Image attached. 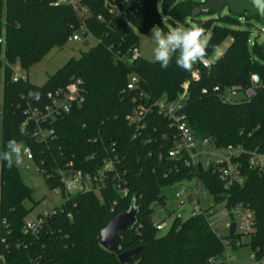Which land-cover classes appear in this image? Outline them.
I'll return each instance as SVG.
<instances>
[{
	"label": "trees",
	"instance_id": "trees-1",
	"mask_svg": "<svg viewBox=\"0 0 264 264\" xmlns=\"http://www.w3.org/2000/svg\"><path fill=\"white\" fill-rule=\"evenodd\" d=\"M53 1L0 0V26L5 37L0 49V94L4 79L2 132L0 128L3 150L10 139L29 146L32 160L50 189L62 187L58 167L72 162L74 168L96 172L106 157L117 155V171L129 192H119L115 172H109L99 193L83 189L65 197L52 208L37 233H25L31 210L25 200L32 198L34 190L24 182L17 166L9 169L1 161L0 264H214L210 259L222 254L225 245L203 215L186 219L177 215L165 233L154 226V205L166 204L162 188L194 176L210 193L226 197L229 205L242 202L256 211L257 232L248 237L247 244L262 256L264 172L250 168L244 159L245 183L226 190L211 168L191 170L169 157L174 130L158 111L148 113L146 126L139 130L127 120L138 103L149 104L164 96L175 99L183 90L182 84L190 80L185 112L196 138H208L220 147L242 145L247 150H263L264 45L250 43L251 32L240 25L241 19L247 17L234 15L229 9L195 14L207 0H162L161 5L159 0H141L140 9L128 20L111 11L112 4L120 5L123 0H79L88 9L86 15H80L71 4L52 5ZM160 10L173 27L190 19L206 29V57L226 38L231 37V43L209 67L197 63L190 72L178 67L175 57L167 69L142 56L130 63L127 57L138 47L141 33L156 25L170 30L163 23ZM202 17L208 18L204 21ZM82 27L98 39L97 44L79 58L67 61L43 85H35L28 78L12 79L15 64L28 70L54 47H63ZM196 69L200 71L199 79L192 76ZM132 74L139 76L138 87L124 91ZM252 74H257L260 82L256 94L248 100L224 103L213 93H202L203 88L211 90L216 85L247 87ZM75 80H81L82 104L50 123L54 137L39 140L34 125L25 123L27 100L34 106H44L50 100V92L66 88ZM30 91L39 92L40 100L30 98ZM138 92H143L141 98ZM135 96L139 100L135 101ZM21 123L26 125V136L19 133ZM135 196L136 204L141 206L135 227L117 232L118 250L105 249L100 244L101 230L120 212L128 210ZM136 247L141 249L132 260L120 262L121 252Z\"/></svg>",
	"mask_w": 264,
	"mask_h": 264
},
{
	"label": "built area",
	"instance_id": "built-area-1",
	"mask_svg": "<svg viewBox=\"0 0 264 264\" xmlns=\"http://www.w3.org/2000/svg\"><path fill=\"white\" fill-rule=\"evenodd\" d=\"M61 3L71 4L80 15H86L88 9L81 6L79 0H55L51 4L59 5ZM141 6V0H123L120 5L112 4L111 11L119 18L128 20L130 16L135 15ZM78 32L71 36L72 40H79ZM5 37L2 35V28L0 26V49L4 47ZM141 55L138 47L132 49L131 54L127 57V61L132 63ZM204 66L209 67L210 61L207 59L203 62ZM193 78H200V71L196 69L193 72ZM12 79L14 81L20 79H27L25 73H13ZM140 79L136 74H132L126 84L124 91H130L138 87ZM251 83L247 87L242 85H231L222 88L219 85L214 86L211 90L203 88V94L213 93L218 96L224 103H235L250 99L256 94L257 86L260 82L257 74L251 75ZM190 80H186L182 84L183 90L175 99L161 97L149 104L138 103L133 111L127 115L129 124L135 125L137 129L144 128V119L148 113L153 110L158 111L165 117L169 123V127L174 130L170 138L171 148L168 151L170 158L183 162L191 170L199 171L198 165L201 163L203 171L211 168L216 173L219 179L223 182L224 188L230 189L233 186H242L245 183V176L242 173L244 166V159L250 168L259 172H264V149L263 150H247L242 145H228L220 147L208 138L199 139L194 136L188 123L185 107L189 98ZM139 97L143 96V92H138ZM241 93L242 97L236 96ZM50 100L44 106H34L31 100H27L25 113L27 119L25 123L31 122L34 125V134L39 140L46 141L50 137L55 136L54 128L50 123L58 116L69 112L73 107H79L83 100V88L81 80H75L66 88H60L48 94ZM134 100H139L134 97ZM134 136H137L136 134ZM164 137L168 138L167 133ZM27 158L33 159V153L29 146ZM119 158L117 155H109L103 161V164L96 172L84 171L82 169L74 168L73 163H67L64 168L58 167L57 173L60 176L62 187L59 186L67 198L69 195L86 189L95 190L99 193L100 186L104 184V179L107 173L115 172V186L123 195H127L129 190L125 185V181L117 171V164ZM39 171V168H38ZM40 172V171H39ZM195 181L194 185L190 187L182 186L176 193L177 198L181 199V205L189 203L192 205L190 216L203 215L208 223L209 228L222 239L225 250L222 254L212 257L210 262L214 264H264V254L262 256L253 250L252 258L254 263H247L246 261H238L234 263L232 257L229 255V247H238L241 245V237H251L257 232V214L256 211L248 204L237 203L233 205L228 204V199L220 198L209 192V190L202 185V189L197 186V181L200 180L197 176L192 179ZM203 184V183H202ZM75 190V192H72ZM211 198L212 201L208 202ZM113 210V209H112ZM53 210H48L39 214L34 220L28 221L24 225L25 233H37L44 224V221ZM236 223V229L232 242H230V227L232 223ZM154 226L157 230H163L168 226L166 219L154 221ZM235 241V242H234ZM233 243H235L233 245Z\"/></svg>",
	"mask_w": 264,
	"mask_h": 264
},
{
	"label": "rangeland",
	"instance_id": "rangeland-1",
	"mask_svg": "<svg viewBox=\"0 0 264 264\" xmlns=\"http://www.w3.org/2000/svg\"><path fill=\"white\" fill-rule=\"evenodd\" d=\"M161 1L159 0V5H161ZM228 8H225L224 11H227ZM160 14L162 17V21L164 24L168 25L169 29L174 28L167 21L164 13L160 10ZM4 15V14H3ZM215 17V16H213ZM4 18V16H2ZM208 17H202V20H206ZM188 23H181L182 26H190L197 25L192 20L188 19ZM1 25V24H0ZM240 25L248 29L251 32L250 43L258 42L260 44H264V24H262L256 17L252 19L243 18L241 19ZM164 32H167L162 25H156ZM83 31L85 28H81L78 31V35L80 36L79 40L70 39L63 47H54L42 60L31 66L28 70H24L17 63L13 66V73L27 75L28 80L35 85H43L48 77L54 74L59 68H61L67 61L71 58H79L82 52L87 51L91 47L97 44L98 39L92 35L88 34V36H83ZM2 35L4 36V29H2ZM209 38V33L207 34ZM231 37L226 38L220 46L216 49V51L206 59L210 62H214L217 60L228 48L231 43ZM154 42L151 39V29L141 33L139 35V44L138 50L139 54L148 60H154L153 56V48ZM204 65V64H203ZM3 86L4 79L2 77L1 80V94H0V128L2 132V109H3ZM237 98H241L242 94L239 93ZM1 132H0V151H3V144L1 140ZM25 147V143L21 142ZM1 162V161H0ZM30 166V169L27 170V166ZM20 174L24 180V182L29 185L33 190V196L30 199L25 200V206L30 208V213L27 215L26 220L32 221L39 214L44 213L48 210H51L54 206L60 205L65 200V195L62 190L58 187L50 189L46 183L45 177L42 173L38 171L37 163L27 158V154L25 155L24 162L22 165L18 166ZM195 181L183 180L180 182H176L172 185H168L162 188L163 194L166 196V204H156L153 207V219L154 221L164 220L168 221V226L161 230V233H165L170 225L172 224L173 218L177 215L181 216L183 219H186L191 214L192 205L189 203L181 205V199L177 198L176 193L181 189L182 186L190 187L194 185ZM202 182L200 180L197 181V186L199 189H202ZM75 192V190H72ZM212 199L209 198L208 202H211ZM248 238L241 237L240 243L238 247H229V255L232 257L234 263L238 261H246L247 263H254L255 260L252 258L253 256V248L250 244H247Z\"/></svg>",
	"mask_w": 264,
	"mask_h": 264
},
{
	"label": "clouds",
	"instance_id": "clouds-1",
	"mask_svg": "<svg viewBox=\"0 0 264 264\" xmlns=\"http://www.w3.org/2000/svg\"><path fill=\"white\" fill-rule=\"evenodd\" d=\"M151 39L154 42L153 56L154 61L158 62L163 69H167L173 57L178 67L185 71H192L197 63L206 60L209 38L206 29L199 25L176 27L164 32L158 26L151 29ZM28 96L37 101L41 96L39 92H29ZM19 133L22 136L28 135L26 125L21 123ZM28 149L16 139H10L6 144V149L0 151V161H4L11 169L20 166L24 162Z\"/></svg>",
	"mask_w": 264,
	"mask_h": 264
},
{
	"label": "water",
	"instance_id": "water-1",
	"mask_svg": "<svg viewBox=\"0 0 264 264\" xmlns=\"http://www.w3.org/2000/svg\"><path fill=\"white\" fill-rule=\"evenodd\" d=\"M228 8L234 15H245L248 19L258 17V20L264 24V0H207L203 5L199 6L196 13L221 12ZM83 36H88V32L84 31ZM264 45V44H263ZM30 166H27V170ZM200 172L203 171L201 163L198 165ZM141 206L136 204V196L128 210H124L116 215L100 232V244L109 251L119 249V242L116 238L118 231H127L135 227L138 221V213ZM236 223H232L230 227V242L234 236ZM141 247H136L127 251H123L118 255V259L122 263L129 262L139 252Z\"/></svg>",
	"mask_w": 264,
	"mask_h": 264
}]
</instances>
